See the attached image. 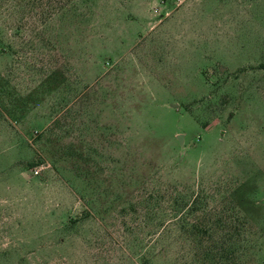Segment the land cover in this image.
I'll list each match as a JSON object with an SVG mask.
<instances>
[{"label": "rangeland", "instance_id": "1", "mask_svg": "<svg viewBox=\"0 0 264 264\" xmlns=\"http://www.w3.org/2000/svg\"><path fill=\"white\" fill-rule=\"evenodd\" d=\"M6 18L0 264H190L169 211L187 188L249 230L235 264H264V0H94L44 41ZM63 95L87 126L40 135Z\"/></svg>", "mask_w": 264, "mask_h": 264}, {"label": "trees", "instance_id": "2", "mask_svg": "<svg viewBox=\"0 0 264 264\" xmlns=\"http://www.w3.org/2000/svg\"><path fill=\"white\" fill-rule=\"evenodd\" d=\"M93 2L94 0H0V11L8 17L6 21L10 22L9 29H13L14 32L12 33L14 37L18 36L22 41L24 39V29L34 31L39 26L40 32L43 35L41 41H44L46 39L44 34L49 30L51 20L54 17L63 18L68 14L79 11L81 7L82 9L90 7ZM26 9L30 14H35L31 15L30 18H25ZM36 15L38 16L39 24L33 20L36 18ZM48 79V83L55 81L56 85L65 82L64 76L60 73L58 75L54 73ZM60 102V118L54 117L55 120H53V125L50 126V129L44 132L43 129L40 135L46 136L54 133L53 127L56 125L68 128L69 132L73 130L74 125L78 126V128L87 126L89 121L86 111H82L81 113L82 107H78L81 110L78 109L76 115H74V113H71L72 110L68 109L70 102L66 99V96L63 95L60 98ZM70 116L71 120L68 122L67 119ZM77 156L82 159L83 154L80 153ZM34 164V161L29 162V165ZM187 189L188 191L190 190L189 196L186 197L187 193L181 194L182 191H179V200L175 198V206H172V204L169 211L177 213L176 216H172L173 220L178 219L175 222L177 229L187 237L189 263L235 264L239 254L243 253L246 247H249L251 242V237L247 235L249 230L241 222L236 223V221L222 220L221 218L214 219L213 221L204 219L203 217H209L211 215L210 212L213 210L207 208V204L205 201H201L196 191L193 192L191 189ZM173 195L170 196L173 197ZM153 207L149 208L150 213L159 212V214L166 215V209L164 208L163 210L159 203ZM236 210H238V206L235 203L228 206L230 213H236ZM160 216L157 215L156 219H154L153 226H156V229L163 225L164 218H160ZM189 217L195 219L188 221L187 218ZM145 224L147 225V223Z\"/></svg>", "mask_w": 264, "mask_h": 264}, {"label": "water", "instance_id": "3", "mask_svg": "<svg viewBox=\"0 0 264 264\" xmlns=\"http://www.w3.org/2000/svg\"><path fill=\"white\" fill-rule=\"evenodd\" d=\"M177 138L179 139V145L181 146L182 145V136L178 135Z\"/></svg>", "mask_w": 264, "mask_h": 264}, {"label": "built area", "instance_id": "4", "mask_svg": "<svg viewBox=\"0 0 264 264\" xmlns=\"http://www.w3.org/2000/svg\"><path fill=\"white\" fill-rule=\"evenodd\" d=\"M38 172H39V170H38V169H35V170H34V173H35V174H37Z\"/></svg>", "mask_w": 264, "mask_h": 264}]
</instances>
